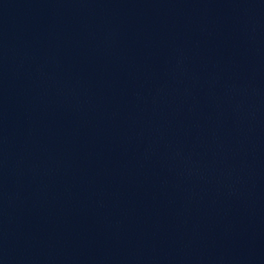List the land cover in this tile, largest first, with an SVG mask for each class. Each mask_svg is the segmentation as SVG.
I'll use <instances>...</instances> for the list:
<instances>
[{"label": "water", "instance_id": "95a60500", "mask_svg": "<svg viewBox=\"0 0 264 264\" xmlns=\"http://www.w3.org/2000/svg\"><path fill=\"white\" fill-rule=\"evenodd\" d=\"M0 264H264V168L0 216Z\"/></svg>", "mask_w": 264, "mask_h": 264}]
</instances>
